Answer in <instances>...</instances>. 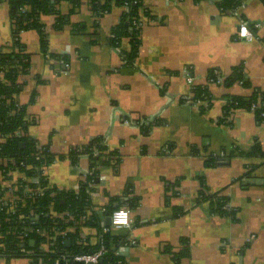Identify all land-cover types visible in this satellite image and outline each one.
Returning a JSON list of instances; mask_svg holds the SVG:
<instances>
[{
	"label": "crops",
	"instance_id": "obj_1",
	"mask_svg": "<svg viewBox=\"0 0 264 264\" xmlns=\"http://www.w3.org/2000/svg\"><path fill=\"white\" fill-rule=\"evenodd\" d=\"M241 2L242 16L253 25V40L238 37V17L222 12L214 0H145L151 15L141 18L134 65L126 64L109 43L125 11L115 4L99 18L91 0H81L61 29L55 27L56 15H44L49 54L42 52L36 30L21 33L32 54L31 72L20 77L19 99L28 105L30 118L27 135L49 145L56 156L96 137L121 155L117 168L114 163L99 167L90 204L96 221L77 230L87 243L108 227L105 212L136 197L133 227L113 231L136 239L121 251L128 264H179L166 248L178 251L183 239L189 241L190 255L180 264H264V165L254 177L239 180L249 164L260 163L245 153L256 140L264 150V123L242 109L231 113V125L221 122L228 95L246 96L264 87V0ZM58 8L68 13L72 5L62 1ZM12 40L10 9L3 1L0 45ZM123 47L129 48L127 39ZM240 65L250 87L211 83L213 102L206 112L189 102L193 87L206 84L211 69L226 77ZM37 76L44 82L38 83ZM128 115L162 121L144 133L141 126L123 121ZM212 155L223 160L208 166ZM89 166L85 156L77 165L57 157L46 168V180L52 188L75 191ZM255 178L262 183H251ZM202 179L211 192L225 190L238 210L237 220L196 204ZM177 209L184 213L176 217ZM0 264L33 262L27 256H0Z\"/></svg>",
	"mask_w": 264,
	"mask_h": 264
},
{
	"label": "trees",
	"instance_id": "obj_2",
	"mask_svg": "<svg viewBox=\"0 0 264 264\" xmlns=\"http://www.w3.org/2000/svg\"><path fill=\"white\" fill-rule=\"evenodd\" d=\"M6 1L10 9V18L13 27V40L10 44L0 45V132L12 135L3 149L0 150V157L8 155L15 156L16 153L21 152L24 156H28V161L37 163L35 157H31V153L35 150L37 141L31 136L19 137L15 134L18 129L27 131L29 126V115L27 112V104H22L19 96L23 90V84L20 82L22 75L31 72L32 54L27 51L26 45L21 41V33L27 30H36L40 35L41 50L44 54H49V38L47 30L42 22V17L48 14L56 15L55 27L57 29L63 28L70 22L71 15L75 14L79 7L81 0H0ZM62 1H68L72 8L68 13H62L58 6ZM217 6L222 12L229 13L230 10L239 8L242 4L241 0H215ZM118 5L125 8L120 22L112 28L109 43L111 47L119 52L121 58L128 65H134L138 57L141 46V18L142 16H150L151 12L145 5V0H91L92 10L96 17H102L109 12L112 5ZM129 42V48L123 47L125 40ZM61 58V57H60ZM66 59V58H65ZM232 85L240 82L245 87H250L246 80V73L244 66L240 65L233 69V72L226 77H223L221 72L217 69H211L207 74L206 84H198L193 87L195 101H203L205 105L202 106V111L206 112L212 106L213 95L210 89L211 83ZM37 82L42 83L44 80L37 76ZM36 96V90L33 92L31 102ZM224 105V113L221 122L232 124L231 113L236 110H248L254 112L259 123H264V87H254L252 92L246 96L228 95ZM162 119H153L148 124H142L141 129L144 133L149 132L153 124H159ZM22 143L25 144L22 147ZM41 152L45 155L46 165H50L57 157L60 159L69 158L75 165L78 164L79 159L83 156L89 160V169L84 173L85 178L80 182L79 190H59L57 188L49 189L45 198L40 202V205L54 202V209L59 212L69 211L75 218L73 221L65 222L62 226L83 224H92L96 221L94 215L88 219H82L87 213V209L91 204V195L95 190L94 185L99 183V167L102 164H112L117 168L121 161V155L117 151L109 150L105 138L96 137L88 144L76 148H72L68 153L56 156L49 148V145H43ZM246 156L260 161L259 164H249L247 171L242 178L250 179L255 170L264 165V150L261 143L256 140ZM218 156H209L207 165H215L221 162ZM56 191L54 196L51 195ZM139 204V199L134 197L125 202V206L130 210L136 209ZM196 204H208L213 214L230 217L234 220L238 219V210L231 207L230 197L225 193V190L218 192L209 191L206 182L202 179L201 189L196 198ZM36 206V205H35ZM116 208H111V212ZM184 211L177 209L175 216H179ZM44 226L51 230L55 223L59 226L58 220H53L52 217H47L43 221ZM36 242L32 246L30 241L26 242L27 248L34 251L27 257L32 259L33 264H39V259L42 258L40 264H64L60 259L62 254L67 252L70 255L80 253H93L98 251L102 246L105 248L103 256V263L106 264H128L121 254H116V248L126 243V236H118L113 232L106 233L102 242L95 244L79 243L78 232L69 234L70 244L67 240L56 241V245L50 246V251L46 252L40 249V243L45 239L43 237L34 236ZM9 237L4 240V248L0 250V256L10 259L12 257L26 256L21 253V242L19 240L12 241ZM61 241V242H60ZM166 251L171 253L175 260L180 264L182 258L189 257L190 246L187 239L181 241V248L174 251L173 247L167 246ZM80 264V263H75Z\"/></svg>",
	"mask_w": 264,
	"mask_h": 264
},
{
	"label": "built area",
	"instance_id": "obj_3",
	"mask_svg": "<svg viewBox=\"0 0 264 264\" xmlns=\"http://www.w3.org/2000/svg\"><path fill=\"white\" fill-rule=\"evenodd\" d=\"M215 1V0H214ZM230 14L238 17L239 29L238 37L240 39L253 40L255 34L251 27L253 25L242 16L240 7L230 10ZM255 24L254 27H257ZM64 68L69 65L65 60H62ZM218 80L217 83L221 82ZM195 104L204 106L205 102L195 101L193 98L189 100ZM226 103V101H225ZM123 121L131 122L137 125L148 124L145 118H137L134 116H123ZM15 134L19 137L27 136L24 129H18ZM12 135L0 132V150L3 145L7 143ZM43 144L37 142L35 150L30 154L31 157H35L37 163L29 162L28 156H24L21 152L16 153L15 156L8 155L0 157V250L4 248V240L12 237L13 240H19L21 242V253L33 254L34 251L27 248L26 242L32 241L34 236L45 238L40 243V249L43 251H50V246L56 245V241L67 240L69 241V234L76 233V225L62 226L65 222H76L75 216L69 212H59L54 209V202L49 204L40 205V202L45 198L50 187L46 180V168L48 165L45 163V155L41 152ZM85 178V175H84ZM77 188L75 191H78ZM56 194V191L51 193L52 196ZM36 205V206H35ZM52 217L53 220H58L60 225L55 223V226L49 230L44 224L43 220L47 217ZM92 216L91 206L87 209V213L82 219H88ZM111 226L104 227L99 233L95 243L102 242V238L106 233L113 231H121L124 229H130L133 227L134 219L132 211L127 207H117L111 214ZM79 237V236H78ZM35 241V240H34ZM60 241V242H61ZM88 239L79 237V243H87ZM36 242V241H35ZM136 244V239L130 236H126V243L118 246L116 254H121L128 245ZM105 248L102 246L98 251L93 253H80L70 255L67 252L62 254L61 260L64 264H106L103 263V256ZM0 253H2L0 251ZM30 258V257H29ZM31 259V258H30ZM32 261V259H31ZM42 263V258L39 259V264Z\"/></svg>",
	"mask_w": 264,
	"mask_h": 264
},
{
	"label": "water",
	"instance_id": "obj_4",
	"mask_svg": "<svg viewBox=\"0 0 264 264\" xmlns=\"http://www.w3.org/2000/svg\"><path fill=\"white\" fill-rule=\"evenodd\" d=\"M25 146V144L24 143H22V147H24ZM264 181V180H263ZM251 183H253V184H261L262 183V180L261 179H252L251 181H250ZM118 204H116V205H114V208H117L116 206H117ZM106 213V215H107V220H106V225L108 226V227H110L111 226V217H110V214H111V210H109V211H107V212H105ZM34 243H35V241L34 240H32L31 241V245L33 246L34 245Z\"/></svg>",
	"mask_w": 264,
	"mask_h": 264
}]
</instances>
